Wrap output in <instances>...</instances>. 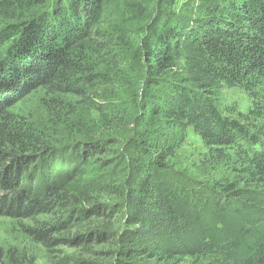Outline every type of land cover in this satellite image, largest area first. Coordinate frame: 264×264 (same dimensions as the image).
<instances>
[{
	"label": "trees",
	"instance_id": "1",
	"mask_svg": "<svg viewBox=\"0 0 264 264\" xmlns=\"http://www.w3.org/2000/svg\"><path fill=\"white\" fill-rule=\"evenodd\" d=\"M106 1L0 0V216L31 221L24 232L50 253L89 256L52 264H264V0L159 10L133 45ZM143 3L117 10L124 36ZM224 87L251 98L246 114L219 106ZM35 92L61 139L15 111ZM188 128L238 181L198 192L181 179L170 161ZM24 262L0 248V264Z\"/></svg>",
	"mask_w": 264,
	"mask_h": 264
},
{
	"label": "rangeland",
	"instance_id": "2",
	"mask_svg": "<svg viewBox=\"0 0 264 264\" xmlns=\"http://www.w3.org/2000/svg\"><path fill=\"white\" fill-rule=\"evenodd\" d=\"M199 0H144V3L141 5L142 9L140 12H137L138 17L135 20L131 21L129 24L130 28L126 27V36H124V16L121 19L120 12L117 13V10L122 6L124 9V0H107V4L110 9H108V18L110 20H119L120 32L117 33L118 36L125 40L129 44L136 43L135 41L138 38L143 36V29L149 21V18H153L160 11H169L172 12L175 10H189L193 11L195 5ZM122 10V9H121ZM146 11L150 14V17L146 15ZM152 11V14L150 13ZM146 15V16H145ZM121 19V20H120ZM114 29V28H113ZM124 46V45H122ZM43 95L41 92H35L28 95L23 101L16 105V112L22 113L25 117L29 118L35 126L41 130H45L46 134L48 133L53 139H61L59 136L55 135L54 132L49 129L47 122L46 112L43 108ZM219 106L230 112H240L246 114L248 110L252 107V100L249 98L242 89L239 88H222L220 91ZM84 118V114H82ZM92 117L94 118L95 123H98L96 120V114L93 113ZM207 156V149L203 146L201 139L196 135L191 128H188L185 132L183 141L178 144L177 149L174 151L173 156L171 157V165L174 167V171L177 172L181 179L191 183L192 186L195 185L197 188L201 185L209 186L214 182V180H221L233 182L238 181L239 177L233 173V171L228 167L229 165L222 161H212ZM108 158H94L92 159L93 164L98 170H103L109 163ZM68 158L64 154L57 161L58 168L60 172H63L67 166ZM109 166V165H108ZM178 175V176H179ZM187 178V179H186ZM199 192V188H197ZM208 194V192H206ZM78 200H80L78 198ZM103 204V203H102ZM207 206L210 209L212 203L207 202ZM85 208V205L81 206V203L78 204V201L75 200L70 203V209L76 208ZM41 220H45L40 217ZM33 224L31 221H17L11 218H6L0 216V248L8 249L15 248L19 251V254L22 255L25 262H33V264H52L54 258H62L64 254L72 256L74 260H79V258H89L83 250L80 248H71L65 250L63 248H56L51 253L48 252L42 245L34 243L31 238L24 232L23 227ZM110 246H105L104 248H98L107 250ZM53 254V256H52ZM86 255V256H85ZM53 258V259H52ZM92 262L98 261V256H92ZM219 258L216 256H207L203 258H185L177 259L172 261H166L162 258L159 262L156 259H137L135 264H220ZM111 261L110 264H112ZM97 263V262H96ZM95 263V264H96ZM107 263V262H102Z\"/></svg>",
	"mask_w": 264,
	"mask_h": 264
}]
</instances>
